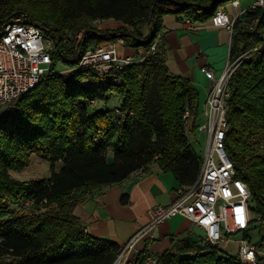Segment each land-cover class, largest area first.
Segmentation results:
<instances>
[{"label": "trees", "instance_id": "16d2710c", "mask_svg": "<svg viewBox=\"0 0 264 264\" xmlns=\"http://www.w3.org/2000/svg\"><path fill=\"white\" fill-rule=\"evenodd\" d=\"M227 1L232 0H0V32L12 18L24 16L52 40L54 66L74 67L87 49L117 37L149 49L165 15L205 22ZM95 19L122 25L94 28ZM233 39L231 58H241L228 84L226 148L237 176L250 187L251 210L264 224V8L238 20ZM114 94L120 97L118 106L91 105ZM187 110L196 128L199 93L188 78L170 73L162 45L147 61L104 80L91 69L44 76L0 113V233L4 251L14 255L6 262L1 251L0 264H114L123 246L89 234L75 209L95 188L120 183L154 162L180 185L194 183L202 157L187 134ZM32 154L52 163L50 178L13 177L11 171L27 168ZM28 200L32 204L26 207ZM121 200L126 203L128 197ZM199 241H174L158 264H241L220 244ZM256 245L261 251L262 244ZM145 258L142 252L134 264ZM263 260L259 255V264Z\"/></svg>", "mask_w": 264, "mask_h": 264}, {"label": "built area", "instance_id": "2783aa9c", "mask_svg": "<svg viewBox=\"0 0 264 264\" xmlns=\"http://www.w3.org/2000/svg\"><path fill=\"white\" fill-rule=\"evenodd\" d=\"M240 3L241 0L231 1L234 8H239ZM256 8H264V0H254L246 8L239 9L236 14L230 13L226 8L217 7L211 21L214 26L234 30L237 21ZM104 21L95 19L91 25L94 28H102ZM184 23L192 27V20L184 19ZM82 35L83 30L76 34V38L80 39ZM163 39L161 30L149 49L132 55L119 52L118 47L126 43L123 37H117L95 49H87L78 64L64 72L91 69L99 80H104L115 76L131 64L147 61L159 50ZM52 49L53 42L43 29L27 22L24 16H16L4 24L0 32V109L12 107L22 95L38 86L44 76L54 72ZM240 58L230 62L220 76H216L207 67L202 68L214 84L204 101L202 111L199 110V115L204 121L197 122L195 128V133H206V147L200 173L194 183L181 185L172 202L151 209L150 222L129 239L114 264H134L137 258L133 260L129 255L135 247V241L144 235L152 238V230L156 225L176 215L191 220L204 232V238L199 239L201 245L229 244L231 235L243 232L245 237L240 239L238 254L235 257L246 264H259V255L264 258L257 245L247 238L246 234L253 226L254 220H260V217L251 210L250 187L237 176L225 141L229 128L228 84ZM121 82L120 79L116 80L118 84ZM97 102L92 100L91 105L95 106ZM116 111L120 114L117 108ZM188 115L187 110L184 116L186 125L190 122ZM31 204L32 201L28 200L23 205L28 207ZM3 241L4 237L0 233V252L4 251ZM13 256L11 250L4 251L3 259L10 262ZM149 260L146 256L142 264H148Z\"/></svg>", "mask_w": 264, "mask_h": 264}, {"label": "crops", "instance_id": "0c3cea01", "mask_svg": "<svg viewBox=\"0 0 264 264\" xmlns=\"http://www.w3.org/2000/svg\"><path fill=\"white\" fill-rule=\"evenodd\" d=\"M247 6L249 5L246 0H241L239 8L230 5L226 9L236 14L239 9ZM121 25L120 21L107 19L102 28L114 30ZM162 31V50L169 71L173 75L188 78L195 85L199 93V110L202 111L204 101L214 84L202 68L207 67L216 76H220L233 61V30L214 26L211 19L205 22L192 21L190 27L174 14H167L163 18ZM118 49L121 54L133 55L143 53L146 48L120 45ZM198 118L200 119V116ZM40 159L37 154L31 156V161ZM61 167L62 162L55 163L56 171ZM180 187L179 181L171 171L164 170L154 162L147 170L134 171L120 183L104 184L95 188L88 198L76 207L75 214L89 234L117 242L124 247L133 235L150 222L151 209L172 202ZM123 195L128 197L126 203L121 200ZM197 230L201 229L191 220L176 215L156 225L152 230V238L147 235L139 237L129 258L134 260L142 252H146L147 258L150 259L148 264H158V258L171 248L174 241L187 238L199 240L196 238ZM222 250L228 254L225 249Z\"/></svg>", "mask_w": 264, "mask_h": 264}, {"label": "rangeland", "instance_id": "374dc122", "mask_svg": "<svg viewBox=\"0 0 264 264\" xmlns=\"http://www.w3.org/2000/svg\"><path fill=\"white\" fill-rule=\"evenodd\" d=\"M253 1L254 0H246L248 5H250ZM230 5L232 6L231 1H227V2L221 3L218 6V8H227ZM143 33L144 35L146 34L145 36L149 35V29L147 25L143 27ZM68 68L69 67L65 63L59 62L56 65L54 72L66 74L69 72H64V71H66ZM119 104H121V100H120V97H118L116 94H114L108 101L100 100L97 102V105H99L100 107L107 108V109H111L114 106H118ZM0 113L2 115L5 114L3 109H0ZM199 116L201 119L200 120L198 118L199 121L203 122L204 118L201 117V115ZM186 127H187V134L189 136V139L192 142V146L197 151V153L202 157L205 151V147H206V133L204 132L195 133V128L192 127L191 121L188 123ZM12 174L16 179H19V180L48 179L52 175V163L49 160L44 159V158H41L39 161L32 160L30 161V164L27 168L21 171H13ZM204 236L205 234L202 230H197L196 232L197 239H200L201 237L204 238ZM243 237H245L243 232L233 234L230 236V240H231L230 243L229 244L220 243V247H222V249H225L227 251L228 253L227 255L235 257L238 254L239 241ZM247 238L254 244L261 243L262 244L261 252L264 255V224L262 223V221L258 220L255 222L253 227H251V229L248 231ZM241 264H246V263H241Z\"/></svg>", "mask_w": 264, "mask_h": 264}]
</instances>
